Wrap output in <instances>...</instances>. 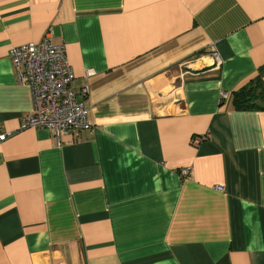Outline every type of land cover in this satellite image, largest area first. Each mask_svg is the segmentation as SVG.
I'll list each match as a JSON object with an SVG mask.
<instances>
[{
  "label": "crops",
  "instance_id": "1",
  "mask_svg": "<svg viewBox=\"0 0 264 264\" xmlns=\"http://www.w3.org/2000/svg\"><path fill=\"white\" fill-rule=\"evenodd\" d=\"M48 31L88 86L60 141L10 57ZM258 76L264 0H0V264H264Z\"/></svg>",
  "mask_w": 264,
  "mask_h": 264
},
{
  "label": "built area",
  "instance_id": "2",
  "mask_svg": "<svg viewBox=\"0 0 264 264\" xmlns=\"http://www.w3.org/2000/svg\"><path fill=\"white\" fill-rule=\"evenodd\" d=\"M10 57L19 82L30 88L33 101L32 109L21 119L19 130L45 127L60 141L65 132L78 134L80 130L91 129L89 110L83 103L88 86L72 88L74 74L65 47L52 42L50 31L37 43L11 46ZM214 59L218 64L216 53ZM221 97L227 98L228 93L221 91ZM10 134L1 133L0 140ZM200 140L194 136L191 141L198 144Z\"/></svg>",
  "mask_w": 264,
  "mask_h": 264
},
{
  "label": "trees",
  "instance_id": "3",
  "mask_svg": "<svg viewBox=\"0 0 264 264\" xmlns=\"http://www.w3.org/2000/svg\"><path fill=\"white\" fill-rule=\"evenodd\" d=\"M231 104L238 110L264 109V82L260 76L251 79L246 86L233 91Z\"/></svg>",
  "mask_w": 264,
  "mask_h": 264
}]
</instances>
